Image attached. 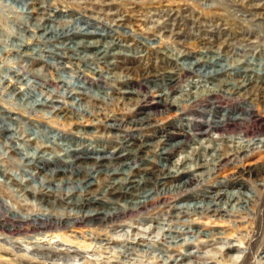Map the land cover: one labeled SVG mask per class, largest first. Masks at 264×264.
Returning <instances> with one entry per match:
<instances>
[{
  "label": "rangeland",
  "instance_id": "obj_1",
  "mask_svg": "<svg viewBox=\"0 0 264 264\" xmlns=\"http://www.w3.org/2000/svg\"><path fill=\"white\" fill-rule=\"evenodd\" d=\"M50 27L65 33L81 27L106 33L71 37L73 42L112 40L118 46L114 55L99 59L95 48L76 49L67 37L52 38L46 33ZM213 58L226 71L207 79L205 73L221 68L204 65ZM59 80L73 87L92 86L102 98H64L55 92ZM245 80L249 85L240 93L218 92L204 99L208 88L220 82L233 87ZM172 82L168 104H155L158 96L153 93L139 106L147 87L166 88ZM195 83L192 92L199 94L188 95L179 108L173 106ZM132 91L135 94L128 93ZM195 96L204 98L190 105ZM263 97L264 0H0V264H264V146L256 141L264 139ZM244 98L253 100L251 106ZM51 99L61 109L47 102ZM78 103L89 105V112L78 114ZM225 108L246 119L228 123L224 135L207 120ZM148 113L151 126L140 131H130L128 123L117 130L111 127L114 120H106ZM124 134L138 138V145L184 141L163 158L153 149L144 152L133 165L140 167V175L153 179L143 171H156L158 163L167 162L180 171L191 167L196 180L189 188L175 186L185 175L165 181V186H151L154 201L132 212H124L131 205L125 194L119 204L107 201L113 198L103 174L94 175L91 186H77L94 160L84 158L70 166L71 158L64 155L78 149L82 157L101 153L130 163ZM227 136H234V141ZM249 143V152H238ZM203 153L208 167H197ZM39 156L49 162L40 163ZM218 156L226 158L213 172L212 159ZM123 168L130 171L127 164ZM250 168L257 169L249 173ZM65 169L68 172L63 173ZM221 181L228 182V190L244 186L253 197L239 216L200 221L198 228L224 232L228 240L205 243V238L187 235L192 245H174L165 230L180 228L183 222L169 215L170 205L197 203L201 190L214 195L219 188L212 185ZM181 189L194 191L193 195L175 200L173 193ZM81 196L88 201L83 210L78 205ZM87 198L101 199L99 207L105 210L121 209L113 212V219L101 222L89 217V208L95 205ZM79 214L83 219L76 223ZM115 223L123 226L114 227ZM229 240L236 250L225 249ZM31 247L30 252L25 250ZM191 252L193 256L184 255Z\"/></svg>",
  "mask_w": 264,
  "mask_h": 264
},
{
  "label": "bare ground",
  "instance_id": "obj_2",
  "mask_svg": "<svg viewBox=\"0 0 264 264\" xmlns=\"http://www.w3.org/2000/svg\"><path fill=\"white\" fill-rule=\"evenodd\" d=\"M122 21H124V20H122ZM169 21H174V19L173 20L170 19ZM118 23L121 26L124 25L122 22H118ZM87 24H88V26H92V23H90V22H87ZM61 31H63V33ZM65 32H66V30H64V29L60 30L59 28H56V27H50L46 33L49 34L50 36H52V38L53 37H55V38H64V37L66 38L67 37L66 39L70 40L71 43L75 39V38L73 39V37H77V36H80V37L102 36L103 37V36L107 35L106 33L101 34L99 32H95V31H88L84 27L78 28L76 30H73V29L68 30L67 33H69V34H67ZM71 33H74V34H71ZM62 34H65V35L62 36ZM71 36H73V37H71ZM73 43H74V46L76 47V49H78L79 47L95 48L96 51L93 52V54L95 55L96 58H99V59H107L110 56L114 55V53H112L113 52L112 50L114 49V46H118L117 43L115 41H112V40H110V42H107V41L104 42L101 40L85 41L83 38H82V40L80 39L79 41L77 40L76 42H73ZM63 58H65V57H63ZM65 59H70V58L66 57ZM200 63H201V61H198L196 63V66L198 67L200 65ZM210 64L219 65L221 68L219 70H214L212 72L205 73V75H203V76H205L207 79L209 77H211V78L217 77L218 74H221L224 71H226V68L224 66L220 65V63L218 62V59L213 58V60L210 61V63L207 61V62H205L204 65L208 66ZM199 70L200 69H198V71ZM162 79L163 78H161V77L157 78L154 82L161 81ZM170 81H172V79H170ZM247 81L248 80H245V82L243 81L240 84H236V85L234 84L235 86H233V87H231V83H229V82H226V81L220 82L219 84L215 85L214 87L208 88L209 91L204 96L205 98L204 97L203 98L206 99L209 96L214 95L218 92H221V93L223 92L226 95L230 94L232 91H235L236 93H240L241 89L246 90V88L248 87L249 84L247 83ZM55 82H56L55 92L61 93V95L64 98L74 97V98H78V100H80V101L84 97H88V95L93 96V98H95L96 100H101V98H102L101 96L97 95V93L94 91L92 86L87 87L85 84L81 83V84H77L73 87L65 81H63V84L59 83V82H62V80L61 81L60 80L55 81ZM172 83L165 84L168 86L166 88H163L161 85H159V87L155 86L154 88H152L151 86L147 87V91H146V95L144 97V100L143 101L140 100L139 106H141V104L144 102L147 103V101H149L148 96H150L153 93L154 94L156 93L158 96L157 100H155V102H154L155 104H164V105L168 104L170 93L172 90L171 88L174 85V82H172ZM60 84L62 86H59ZM196 86H197V84L195 83L194 86L192 87V89H190L188 91V93H186L183 96L184 98L182 99V102L181 101H176V102L174 101V102H172V105L179 108L182 103L188 102V100L185 98L188 97V95L190 96V94L193 93L192 90L194 88H197ZM60 89L63 91H60ZM128 93L129 94H135V91L128 92ZM197 93L199 94L198 91L194 92L193 94H197ZM250 93H252V92H250ZM107 94H109V93L107 92ZM203 98H199V97L195 96L192 100H189V103H190V105H193L195 103H198L196 101L202 100ZM177 99H179V98H177ZM244 99H245V102H249L250 103L249 105L251 106L253 100H251L250 98H244ZM263 99H264V97H263ZM105 101H106V98H105ZM47 102H51L52 104H54V101L52 99L47 101ZM47 102H44V103H47ZM78 104H80V107L79 106H78L79 108L77 106H76L77 108L75 107L78 111V114L84 115V114H87L89 112L88 111L89 105H84L82 103H78ZM53 106L55 109H61V107H59L58 105L54 104ZM249 108H252V107H249ZM243 110L246 111L245 113L247 115V118H249L250 117L249 111L245 110V109H243ZM151 116H152L151 113H148L145 117L131 116L127 119L116 118L115 116H107L106 120H114V124L111 125V127L114 129H117L118 128L117 126H119V128H124L125 123H128L129 125H131L130 131L132 130V128H134V131H140V130L147 129V128H149V126H151V123L149 122V118ZM244 116L245 115L243 113H235L232 110L225 108L219 113L215 112V114H211L210 119L207 120V122L210 123L209 125L215 124L216 130L223 132L225 135V133H228L227 131H229V130H227V129H229L228 123L229 124L237 123L240 120L246 119ZM120 120H123V121H120ZM210 120H211V122H210ZM76 121H78V120H76ZM77 124H79V121ZM1 130L7 131L6 129H1ZM203 134H206V132H204ZM224 135H221V136L224 137ZM226 138L229 139V141H234V139H235L234 136H227ZM122 139L125 140V141H123V140L122 141L124 142L126 150L128 151L127 156L128 157L130 156V160H132V162H130V163H127V161H125V160L120 161V162H115V161H113V159H114L113 156L104 157V155H102L101 153H99L97 157H84V156L82 157L80 155V153H77L78 149H70L64 155V156H68L69 158H71V162L68 163L70 166L71 165L73 166L76 163V161H80L84 158H86V159L91 158L94 160L92 163V166L90 168L86 167V170H85L84 175L82 177L83 180L81 178L78 179L77 186L80 185L81 188H85L84 186H91V185H93L91 179L92 180L94 179V177H95L94 175L99 174V173L103 174L106 176V178H108L107 182H106L107 193H108V195H110L113 198V199H108L107 201H109L111 203L114 202L116 204H119V201H120L119 197H121L123 194H125V195H127V198L130 199L132 206L131 205L127 206L124 209V212L127 210H131V212H132L135 210H141V209L147 208L148 205L151 204L152 201H154L155 198L152 197L153 187H151V186H158L159 184H163V186H165V181H168L170 179L180 178L183 175H185L186 179L184 181H182L180 184L175 185V186H180V188H183V187L189 188L191 183L194 180H196V176L193 175V171L195 170V168H191V167H188L184 171H180L179 169L171 168L167 162L166 163H158L159 168L156 169V171L154 169H144V171H143V172L148 173L149 175L151 174L153 177H155L153 179V178L144 177V176L140 175L137 172L138 170H140V167L136 165L137 163L135 165H133V161L137 160L138 157L142 156L141 154L144 152L147 153L149 151H152L151 149H153L156 151V155H159L161 158H163V157L167 156L169 153L176 150L177 148L185 145L186 143L184 141H179V142L177 141V143H171V144L162 143V145L155 146L154 142H148V141L142 142L140 145H138L135 143L136 139H138V138H136L135 136L132 137L130 134L122 135ZM120 140H121V138H120ZM256 141L259 142V145L263 144V146H264V139H257ZM164 142H166V141H164ZM258 142H254V143H258ZM249 146H251L250 143L248 145H244V146L242 145V147H240V150L238 152L239 153L249 152V150H247V148ZM253 146H255V145H253ZM15 148H18V147H15ZM98 152H101V151L98 150ZM200 155H202V154H200ZM37 158H38V161L40 163L49 162L45 159L46 157L39 156ZM204 158H205L204 153H203V156H199L198 163L196 165L197 167H208V163L205 161ZM224 158H226V157L218 156L217 159L213 158L212 164L214 165V167L215 166L217 167L219 162H221ZM106 159H108L107 162L105 161ZM126 164L130 168V171L128 173L123 168ZM174 167L176 168V166H174ZM216 167H215V169L211 168V171L214 169L213 170V172H214L216 170ZM39 168H42V167H39ZM256 169L257 168H250L249 173L255 172ZM51 172L53 174L56 173L55 170H52ZM62 172L66 173L68 171H66V169H65V170H62ZM69 173L75 174V171H73V173H72V171H69ZM209 173H210V169H209ZM123 174L126 175V176L124 175L125 178L118 180L117 177H122L121 175H123ZM191 174L194 177L191 176ZM203 175H204V173H203ZM189 176H191V177H189ZM138 177H140V178H138ZM112 180H115V181H112ZM204 185H207V184L204 183ZM227 185H228L227 181H221L219 183V185H216V184L212 185L214 187L219 188L218 190H216L214 195L213 194L211 195L207 190H204V189L201 190L200 194L197 195V199L199 198L202 200L197 201V203H195V202L193 204L192 203H184V204L180 203V204L170 205V208L168 210L169 215H171V217H176L179 221L181 220V222H183V224L180 228L166 229L165 230V231H169V237L171 238L170 241L172 243H174V245H176V246H178V245H184V246L192 245L193 242L189 241L188 238L185 237L187 235H190L191 237L195 236V237L205 238V241H202L205 243L206 242L209 243V242H213V241H217V240L219 241L222 239L228 240V237L226 238V236H224V232H215V231H212L211 229H200V228H198V227H200V224H201L200 221L205 217L210 218L212 221L213 220L214 221L215 220H221L222 221V219H220L222 217L239 216L240 210L242 208H244L245 206H247L248 203L250 202V200H252L253 197L250 196V194H248L245 190H243L244 186H237V188L234 190H228ZM193 192L194 191H191V190H185V191L182 190L179 193L174 192L173 195H174L175 200L181 201L183 199V197L186 198V197H190L191 195H193ZM81 197H82V200H80L81 202L78 204L79 206H81V210H83L84 206L87 205L88 201H86V200L91 201L95 206L89 208V212H91L89 217H92V218H96V217L98 218L99 217L101 219V222H103L105 220L113 219V212L115 210L117 211V210L121 209L120 207H117V208L114 207V208H108L107 210H105L104 208L99 207L102 204V203H100L101 199H93V198L89 199V198H87V199H85L86 202H84V196H81ZM124 203H126V202H124ZM69 204L72 206L74 205V203L72 204L71 202ZM75 219H76L75 222L78 223L83 219V217L79 214ZM121 226H123V225L117 224V223L114 224V227H121ZM108 235H110V234H108ZM111 235H113V234H111ZM232 242H233L232 240L227 241L228 245L225 248L227 251H233V250L237 249V245L232 244ZM33 249H34V247L26 248L25 250L30 252ZM81 250H82V248H81ZM184 255L186 257H189V256H193L194 254H193V252H191V253H185Z\"/></svg>",
  "mask_w": 264,
  "mask_h": 264
}]
</instances>
